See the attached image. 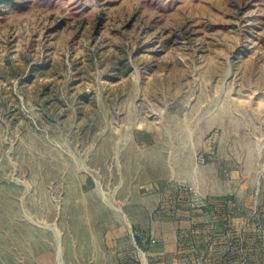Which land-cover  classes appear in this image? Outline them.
Returning <instances> with one entry per match:
<instances>
[{
	"label": "rangeland",
	"instance_id": "rangeland-1",
	"mask_svg": "<svg viewBox=\"0 0 264 264\" xmlns=\"http://www.w3.org/2000/svg\"><path fill=\"white\" fill-rule=\"evenodd\" d=\"M264 264V0L0 3V264Z\"/></svg>",
	"mask_w": 264,
	"mask_h": 264
},
{
	"label": "trees",
	"instance_id": "trees-1",
	"mask_svg": "<svg viewBox=\"0 0 264 264\" xmlns=\"http://www.w3.org/2000/svg\"><path fill=\"white\" fill-rule=\"evenodd\" d=\"M14 2V0H0V3L1 4H11V3H13Z\"/></svg>",
	"mask_w": 264,
	"mask_h": 264
},
{
	"label": "crops",
	"instance_id": "crops-1",
	"mask_svg": "<svg viewBox=\"0 0 264 264\" xmlns=\"http://www.w3.org/2000/svg\"><path fill=\"white\" fill-rule=\"evenodd\" d=\"M144 264H148V263H145V262H144Z\"/></svg>",
	"mask_w": 264,
	"mask_h": 264
}]
</instances>
